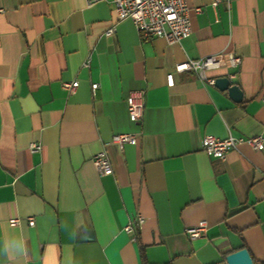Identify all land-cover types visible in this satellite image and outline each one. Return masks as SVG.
Masks as SVG:
<instances>
[{
	"label": "crops",
	"instance_id": "crops-1",
	"mask_svg": "<svg viewBox=\"0 0 264 264\" xmlns=\"http://www.w3.org/2000/svg\"><path fill=\"white\" fill-rule=\"evenodd\" d=\"M212 1L186 0L191 32L170 43L141 39L109 0H0V264H225L239 248L264 264V146L202 150L205 134L264 136V0ZM212 54L222 66L207 76L234 73L239 101L175 70ZM102 150L109 175L91 162ZM136 213L142 225L125 232Z\"/></svg>",
	"mask_w": 264,
	"mask_h": 264
},
{
	"label": "built area",
	"instance_id": "built-area-1",
	"mask_svg": "<svg viewBox=\"0 0 264 264\" xmlns=\"http://www.w3.org/2000/svg\"><path fill=\"white\" fill-rule=\"evenodd\" d=\"M96 0H90V3ZM113 4L118 20L129 18L132 20L139 36L143 40H149L154 37H163L168 42H180L191 32V24L188 16L186 0H109ZM217 0L211 2L215 6ZM201 8H195L199 12ZM2 8H0V12ZM114 27L109 28L106 34H112ZM229 64L237 68L241 58L235 54H228ZM222 66L220 54H212L198 59H189L183 63L176 64L175 70L192 69L198 77L208 84H214L215 77L207 76V71L217 69ZM235 76L229 74L230 80ZM167 84H173L171 73L166 76ZM63 87L69 92H74L78 86L77 81L63 82ZM92 91L97 88L96 83L91 84ZM127 113L131 121L140 122L144 111V94L140 90H132L126 97ZM112 141L119 146L124 144H134L135 135L133 133H116L112 135ZM241 143H246L254 149H261L264 146V136L256 135L252 137H235L228 135L226 138H219L213 134H205L202 137V150L209 156L224 159L230 149H235ZM31 151L39 150L40 144L32 142L29 145ZM91 162L100 175H109L112 173V166L107 153L102 150L91 157ZM144 218L136 213L124 225L123 230L128 233H134L142 225ZM17 219H11L10 224H15ZM28 224L33 225V218H28ZM206 232L205 222L188 228L186 233L190 238L198 237ZM132 240H135L133 235Z\"/></svg>",
	"mask_w": 264,
	"mask_h": 264
},
{
	"label": "water",
	"instance_id": "water-1",
	"mask_svg": "<svg viewBox=\"0 0 264 264\" xmlns=\"http://www.w3.org/2000/svg\"><path fill=\"white\" fill-rule=\"evenodd\" d=\"M214 85L221 90H227L230 97L235 101H239L242 98V93L239 87L232 84L225 76L215 78ZM225 261V264H254V261L246 248H239L227 254L225 256Z\"/></svg>",
	"mask_w": 264,
	"mask_h": 264
}]
</instances>
